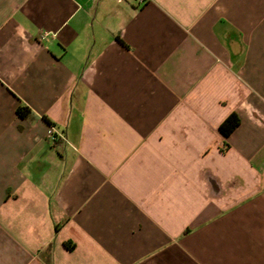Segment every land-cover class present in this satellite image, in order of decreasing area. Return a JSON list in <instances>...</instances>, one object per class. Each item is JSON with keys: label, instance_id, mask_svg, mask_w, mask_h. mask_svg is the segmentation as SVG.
Masks as SVG:
<instances>
[{"label": "crops", "instance_id": "1", "mask_svg": "<svg viewBox=\"0 0 264 264\" xmlns=\"http://www.w3.org/2000/svg\"><path fill=\"white\" fill-rule=\"evenodd\" d=\"M0 264H264V0H0Z\"/></svg>", "mask_w": 264, "mask_h": 264}, {"label": "trees", "instance_id": "2", "mask_svg": "<svg viewBox=\"0 0 264 264\" xmlns=\"http://www.w3.org/2000/svg\"><path fill=\"white\" fill-rule=\"evenodd\" d=\"M17 113L25 117L29 114L27 107H19ZM239 125V118L236 113L230 114L220 125L219 130L224 137H228Z\"/></svg>", "mask_w": 264, "mask_h": 264}, {"label": "built area", "instance_id": "3", "mask_svg": "<svg viewBox=\"0 0 264 264\" xmlns=\"http://www.w3.org/2000/svg\"><path fill=\"white\" fill-rule=\"evenodd\" d=\"M132 1L136 2V4H138V5H141V4L146 3L148 0H132ZM40 37H41V39L46 38L47 37V33L42 34ZM51 138L53 140H56V137L55 136H51Z\"/></svg>", "mask_w": 264, "mask_h": 264}]
</instances>
